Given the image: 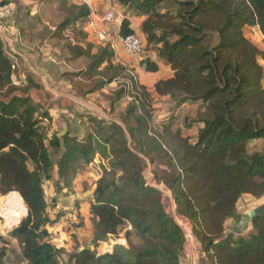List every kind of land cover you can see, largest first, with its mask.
<instances>
[{"label": "trees", "instance_id": "1", "mask_svg": "<svg viewBox=\"0 0 264 264\" xmlns=\"http://www.w3.org/2000/svg\"><path fill=\"white\" fill-rule=\"evenodd\" d=\"M119 3L124 8L121 37L136 33L132 17L145 18L141 36L146 72L160 71L151 53L173 72L171 78L155 85V93L169 98L176 111L189 103L204 109L193 121L198 126L197 140L192 142L180 130L173 133L169 125H164L159 138L152 136L151 94L124 67L113 65L115 52L107 46L87 61L86 71L65 76L99 74L100 79L92 81L83 96L102 92L121 78L129 79V88L115 92L108 110L109 116L115 111L124 113L123 125L90 117L95 130L84 140L68 133L54 135L47 145L42 123L49 115L30 97L16 94L20 87L12 84L14 63L0 40V191L3 195L18 192L28 208L27 218L10 234L22 246V259L28 264H62L65 250L46 241L50 237L47 227L57 219L49 214L44 185L54 179L57 169V186L64 182L72 189L80 171L99 154L107 164L101 165L103 174L87 199L93 246L72 253L70 262L182 264L186 235L178 218L190 223L202 257L210 264H264V215L242 235H235L230 227L239 218L238 204L244 196L264 197V151L251 152L250 147L252 142H264V69L259 62L264 53L244 34L245 27H257L264 37V0ZM90 15L88 6L78 7V15L66 16L54 38L64 39L70 26ZM70 52L74 57L85 54L79 47H70ZM103 66L111 76L99 71ZM128 96L133 103L117 110ZM51 150L62 154L58 161ZM155 156L163 159L165 167L154 169L148 182L143 158L156 166ZM164 191L175 203L177 218L166 208ZM128 226L127 245L116 244L104 255L97 252L101 244L118 241ZM7 247L0 235V264L8 256Z\"/></svg>", "mask_w": 264, "mask_h": 264}, {"label": "crops", "instance_id": "2", "mask_svg": "<svg viewBox=\"0 0 264 264\" xmlns=\"http://www.w3.org/2000/svg\"><path fill=\"white\" fill-rule=\"evenodd\" d=\"M3 2L13 6V14L3 23V28L0 29V40L4 43L8 58L17 66L26 82L16 94L30 97L40 105L42 112L48 113L54 127L52 130L58 131L59 137L69 133L71 137L83 140L88 134L90 117L96 116L98 108L92 102L97 98L98 93L83 96L79 94L78 88L79 85H87L100 79V76L98 73L95 77L92 76L93 74H83L77 78L65 75H75L86 71L87 61L93 60L102 49L107 47L99 46L91 37L90 22L93 14L89 19L68 29L64 33V39H58L54 38L58 25L66 16L73 18L78 15V7L82 6L81 0L64 1L63 6L61 0H0V4ZM97 19L95 13L94 20L100 22ZM131 21L136 34H142L141 26L145 18L135 16ZM117 32L119 34V28ZM70 47L82 48L85 52L84 56L74 57ZM114 52L113 65L124 67L136 82L146 87L155 97L158 96L155 93V85L173 76V72L157 57L156 53H151L150 57L158 63L160 71L148 73L146 67L142 65L144 55L130 56L118 43L115 45ZM105 68L107 67L103 66L99 71L107 73ZM30 80L33 84H30ZM27 87L29 89L26 93ZM162 98L169 103V98ZM168 120L162 123L165 125ZM46 121L47 119L43 120V126L46 125ZM92 195L84 199H89ZM79 205L82 206V203ZM88 206L90 211V204ZM238 213L242 214L239 207ZM234 224L235 222H232L230 227L232 228ZM101 245L107 246L106 253L112 252L110 243ZM103 254L105 253H100V255Z\"/></svg>", "mask_w": 264, "mask_h": 264}, {"label": "rangeland", "instance_id": "3", "mask_svg": "<svg viewBox=\"0 0 264 264\" xmlns=\"http://www.w3.org/2000/svg\"><path fill=\"white\" fill-rule=\"evenodd\" d=\"M2 4V3H1ZM0 4V6H1ZM116 10V16L119 19H123L124 8L120 5L119 0H94L93 9L96 13L97 18H104L110 9ZM95 28H91V37L94 39V42L99 46L104 45L102 43L96 31L105 30L109 33L110 36L116 37L118 34V28L120 27L115 23H100L95 21ZM118 27V28H117ZM72 26L69 27V29ZM245 36L254 44L256 45L263 53H264V37L259 31L257 27H250L247 26L244 28ZM141 36V34L138 33ZM142 37V36H141ZM143 39V37H142ZM144 41V40H143ZM142 55V54H141ZM260 64L263 66L264 69V57L259 59ZM108 76H111V71L108 68H105ZM165 75V73H163ZM97 73L93 74L92 76L95 77ZM264 84V78H263ZM88 87L84 88V84L79 85V89L81 94L88 88L90 83L87 84ZM130 81L127 78H121L119 80L114 81L112 84L107 86L104 92L98 93L97 98L92 102L94 106L98 108L96 110L95 118L101 121H115L120 125H123L121 122V115L124 113L115 111L114 114L108 115V110L110 109V101L114 99L115 92L120 91L124 88H129ZM83 87V88H82ZM131 97H126L124 101H121L117 105V110L123 109L125 107L133 103L130 100ZM151 98L153 100V109H154V118L151 123V133L152 136H156L159 138L161 131L165 128L164 120L169 119L165 122V125H169L171 131L174 133L178 130L182 131L183 136L189 137L192 142L197 140L198 134V126L193 124L195 119L201 117V113H203L204 109H202L197 104H187L181 111H176L173 105L168 103L167 100H163L160 96H154L151 94ZM122 110V111H123ZM163 122V123H162ZM46 125L42 126L44 128V132L48 137V141L46 142L47 145L49 144V140L54 136L59 134L58 131L52 130L53 124L52 121L48 118L45 122ZM193 124L191 128H187L186 125ZM95 124L89 123L88 125V133L94 132ZM87 136V135H86ZM85 136V137H86ZM85 139V138H84ZM83 139V140H84ZM130 140V139H129ZM162 143L165 145L166 148H170L169 145L164 143L162 139ZM132 147V146H131ZM251 152L255 151H264V142L263 141H255L250 144ZM52 157L55 161H58L61 157V153L54 154L55 152L51 150ZM144 159V167H145V177L148 182L152 181V172L154 169H159L160 167H165L164 161L160 156H155L158 165L154 166L148 159ZM107 164L99 154L96 155L94 162L88 166H85L81 171L80 174L76 177L74 182V187L72 189L67 188L64 182H60L61 186H57L59 183L58 176H57V169H55L53 173L54 179L51 181H47L44 185L45 193L47 202L50 206L49 214L53 219H57L55 223L50 224L47 229L49 231L50 237L46 240L50 243L54 244L59 249H64L65 254L61 257L62 264H74L70 262L69 256L76 252L77 250L84 249L86 246H93V237H94V227L92 222V216L89 211V204L87 203V199H84L88 195H92L95 190L97 181L101 178L103 172L101 165ZM165 193V205L169 213L176 217V206L171 198V195L168 191H164ZM5 197L0 191V198ZM82 198L84 200H82ZM77 202L82 203V206H78ZM264 204V197L262 199H256L252 196H244L239 204L238 207L242 211L241 215H245L252 209L263 205ZM179 224L184 227H189L187 225V221L179 220L177 218ZM187 225V226H186ZM126 229H131L129 226L121 231L120 236L118 237V241H111L110 245L114 246L116 244H124L127 245L125 238ZM13 232V231H12ZM3 234V231L0 228V235L4 238L7 243L8 248V256L4 261V264H28L25 262L22 257V246L20 242L10 236L12 233ZM195 238V237H194ZM135 243H137L136 239H133ZM196 243V248L193 249V245L186 244V254L182 260V264H210L207 258L202 257V252L199 256V251L201 247L200 243L194 239ZM110 247V246H109ZM108 251L106 245H101L98 247L97 252L105 253ZM198 251V252H197ZM104 255V254H103ZM198 257V258H197ZM199 260V262H197Z\"/></svg>", "mask_w": 264, "mask_h": 264}, {"label": "built area", "instance_id": "4", "mask_svg": "<svg viewBox=\"0 0 264 264\" xmlns=\"http://www.w3.org/2000/svg\"><path fill=\"white\" fill-rule=\"evenodd\" d=\"M82 5L88 6L93 14V19L90 22L91 28H95V12L93 11L94 0H81ZM13 14L12 5H1L0 6V29L3 28V23L11 18ZM102 23H115L121 27L122 19L116 16V10L110 9L106 16L102 19L98 18ZM99 40L104 43L105 46H110L113 50L115 49L116 43L121 45L125 52L130 56H139L143 52L144 41L142 37L138 34H133L128 37H121L119 34L116 37H112L105 30L96 31ZM12 84L15 87H22L26 84L25 78L22 77L18 71L15 64L12 66ZM133 101V98H130ZM5 197L0 198V228L3 234H9L19 227L24 219L28 216V208L18 192H10ZM187 226V225H186ZM183 228V227H182ZM186 235V244L193 245V249L196 248V243L194 242V236L192 234L191 227L183 228ZM200 248V247H199ZM199 251V250H198ZM197 251V252H198Z\"/></svg>", "mask_w": 264, "mask_h": 264}, {"label": "water", "instance_id": "5", "mask_svg": "<svg viewBox=\"0 0 264 264\" xmlns=\"http://www.w3.org/2000/svg\"><path fill=\"white\" fill-rule=\"evenodd\" d=\"M133 145L134 144L131 143V146H133ZM262 215H264V204L252 209L251 211H249L245 215H239V218L235 221V224L232 227L233 233L235 235H242L244 232L247 231V229L249 228L251 223L256 218H258L259 216H262ZM187 225L189 227H191V225L188 221H187ZM198 253H199L198 257H200L201 247H200V250Z\"/></svg>", "mask_w": 264, "mask_h": 264}]
</instances>
